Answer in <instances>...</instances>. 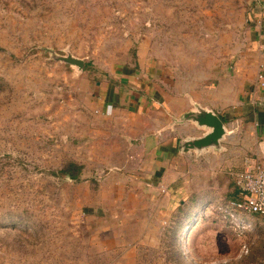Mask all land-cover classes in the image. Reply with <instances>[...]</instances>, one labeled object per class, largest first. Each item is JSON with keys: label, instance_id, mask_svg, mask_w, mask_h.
Listing matches in <instances>:
<instances>
[{"label": "rangeland", "instance_id": "rangeland-1", "mask_svg": "<svg viewBox=\"0 0 264 264\" xmlns=\"http://www.w3.org/2000/svg\"><path fill=\"white\" fill-rule=\"evenodd\" d=\"M257 6L0 0V264H264V216L229 206L237 160L211 173L181 156L187 194L168 215L132 194L143 158L129 124L146 116L96 107L97 83L123 67L148 61L178 79L232 66L227 40ZM70 163L78 179L61 172Z\"/></svg>", "mask_w": 264, "mask_h": 264}, {"label": "crops", "instance_id": "crops-1", "mask_svg": "<svg viewBox=\"0 0 264 264\" xmlns=\"http://www.w3.org/2000/svg\"><path fill=\"white\" fill-rule=\"evenodd\" d=\"M227 41L232 46L231 55L235 56L233 65H217L210 74H180L178 79H173L172 73H162L159 66L151 67L147 61L138 65L140 71H126L123 67L113 71V77L97 83L99 116L108 119L111 112H103L104 107L119 103L124 108L122 117L146 116L145 121L137 119L133 125L129 124V133L134 139L130 145L136 142L143 158L140 175L131 178L137 184L132 194L140 198L147 196L148 207L161 206L170 215L174 207L181 205L187 194L185 179L181 180L186 168L178 160L181 156L194 160L198 168L210 161L211 173L218 171L220 161L230 166L237 160L239 172L245 158L264 165V6H257L246 17L244 32L233 33ZM197 107L211 110L224 123L227 134L220 149L195 152L179 148L183 140L206 132L184 118ZM117 114L112 112L114 116ZM207 173L204 170L201 174ZM160 185L167 186L165 195L157 193ZM122 222L126 221L122 219Z\"/></svg>", "mask_w": 264, "mask_h": 264}, {"label": "built area", "instance_id": "built-area-1", "mask_svg": "<svg viewBox=\"0 0 264 264\" xmlns=\"http://www.w3.org/2000/svg\"><path fill=\"white\" fill-rule=\"evenodd\" d=\"M108 109L110 106L106 112ZM235 182L238 197L229 206L238 213L264 216V165L255 159L245 158Z\"/></svg>", "mask_w": 264, "mask_h": 264}, {"label": "water", "instance_id": "water-1", "mask_svg": "<svg viewBox=\"0 0 264 264\" xmlns=\"http://www.w3.org/2000/svg\"><path fill=\"white\" fill-rule=\"evenodd\" d=\"M63 60L77 65L79 68L82 66V60L80 59L64 57ZM184 118L192 120L198 127L205 128L206 132L199 137L183 140L179 144L180 149L193 150L195 152H201L208 148L215 150L220 149L221 141L227 134L225 125L220 117L211 110L197 107L195 111L186 113Z\"/></svg>", "mask_w": 264, "mask_h": 264}, {"label": "trees", "instance_id": "trees-1", "mask_svg": "<svg viewBox=\"0 0 264 264\" xmlns=\"http://www.w3.org/2000/svg\"><path fill=\"white\" fill-rule=\"evenodd\" d=\"M80 170H81V166H78L74 163H70L61 172L71 179H78ZM234 193H235L234 195L235 198L233 199V201L236 200L238 197V190L235 189Z\"/></svg>", "mask_w": 264, "mask_h": 264}]
</instances>
